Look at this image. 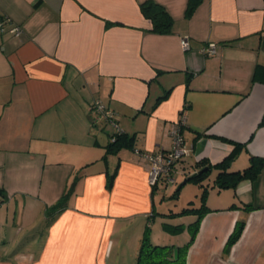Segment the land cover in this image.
Here are the masks:
<instances>
[{"label": "crops", "instance_id": "obj_1", "mask_svg": "<svg viewBox=\"0 0 264 264\" xmlns=\"http://www.w3.org/2000/svg\"><path fill=\"white\" fill-rule=\"evenodd\" d=\"M144 1L0 0V18L21 29L0 32V264H119L123 251L136 264L156 214L183 226L177 239L149 234L175 254L196 216L157 211L159 184L152 192L135 151L169 149L184 108L191 151L178 170L215 165L236 144L228 171L264 158V0H202L190 15L188 0H153L172 18L167 33L150 31ZM208 41L216 54L202 53ZM96 105L111 120L94 119ZM123 133L129 144L109 151ZM217 172L199 184L207 212L186 264H264V166L220 189ZM69 189L66 208L46 225V208Z\"/></svg>", "mask_w": 264, "mask_h": 264}, {"label": "trees", "instance_id": "obj_2", "mask_svg": "<svg viewBox=\"0 0 264 264\" xmlns=\"http://www.w3.org/2000/svg\"><path fill=\"white\" fill-rule=\"evenodd\" d=\"M202 0H188L187 5V15H190L194 8L200 4ZM140 12L142 15L151 21V29L150 31L156 33H167L170 31L172 18L166 11V9L159 3L153 0H145L140 4ZM163 98L160 97V99ZM124 144H129L127 141L126 135L118 134L116 140L114 142H110L108 144V150H116ZM240 150V145L236 144L231 152L220 162L215 165H211L210 163H205L200 161L197 163L198 170L190 174V172H186V177L188 181L196 182L201 185V182L204 181L211 173L212 169L218 170L214 184L217 188H227L234 187L235 183L245 177L252 178L260 171V169L264 166V158L250 156L249 165L237 171H228L227 168L230 165L231 160L235 159ZM206 169V170H204ZM114 174L111 175L113 179ZM158 185V184H157ZM157 185L150 187L151 191L157 187ZM110 186V184L108 185ZM202 186V185H201ZM180 188H176L174 194L171 197L176 198V193ZM71 189H69L66 193H63L60 198L50 207L46 208V225H48L54 217L59 214L62 210L66 208L67 197L69 195ZM207 188H202V192L200 195V205L198 207H183L178 212L169 213L168 215L171 217H180L183 215H195V220L190 224L192 230L191 235L188 242L182 246H178L176 249V253L173 254V248L169 245H157L153 244L149 238V224L146 226L144 233L142 235L140 241L139 251L136 257V264H186V252L188 246L194 239L196 229L199 225L201 217L204 213L207 212V207L204 203V197L206 196ZM0 196L2 197V201L6 198L4 190L0 187ZM153 215V211L148 214V218ZM243 223L240 222L234 228L232 233L230 234L226 245L225 250H229L231 245L236 241L239 237L242 230ZM162 227L165 231L170 233H179L183 226L181 224H169L163 223Z\"/></svg>", "mask_w": 264, "mask_h": 264}, {"label": "built area", "instance_id": "obj_3", "mask_svg": "<svg viewBox=\"0 0 264 264\" xmlns=\"http://www.w3.org/2000/svg\"><path fill=\"white\" fill-rule=\"evenodd\" d=\"M7 28V29H5ZM21 29L9 18H0V32H8L12 35H18ZM183 49H189V43L186 38L181 39ZM202 53L206 55H214L217 52V44L213 41H208L202 48ZM96 115L94 119H99L104 113L106 119L111 120V112L104 111L101 106H94ZM185 124V108L181 111L180 117L172 124L170 134L172 136V145L167 150H157L155 152L136 150L137 156L142 158L148 164L147 183L150 187L157 185L160 181L164 184L176 182L174 171L176 165L188 155V149L185 147V141L182 135V128ZM116 140L115 136L111 137V141Z\"/></svg>", "mask_w": 264, "mask_h": 264}, {"label": "rangeland", "instance_id": "obj_4", "mask_svg": "<svg viewBox=\"0 0 264 264\" xmlns=\"http://www.w3.org/2000/svg\"><path fill=\"white\" fill-rule=\"evenodd\" d=\"M188 145H190V144H188ZM188 145H187V147L190 150L191 148ZM186 172H188V170L183 171L182 169H180V170L176 169L174 171L176 182H173V183L170 182V183L164 184L163 182L160 181L158 183L159 186L154 190L155 204H156L158 212L159 211H165V212L168 211L169 212L170 209L174 210V212H177L183 207L184 208L185 207H195V206L199 205L200 195H201L202 190L200 189L199 184L196 182H192V181L186 182L184 185H182L180 187L179 191H177L176 198L171 197V195L174 194L177 186L185 179V177H186L185 173ZM74 179H75V177H74ZM74 179H72V182L70 185H72ZM208 182H209V180H207V183ZM210 187L211 186L209 185V189H211ZM4 193H5V191H4ZM28 211L29 210H26L25 213H27ZM3 215H4V213L0 217L2 220H4ZM22 216H23V214H22ZM24 216H26V215H24ZM184 216L187 217L189 215H183V217ZM148 221H149L150 226H152V228L149 230V234L151 237H153L157 233H163L164 235H166L165 231L163 230V227H162V221L163 220L159 219L158 214L155 215V220L150 219ZM2 223L3 222H1L0 224H2ZM2 231H3V228L0 225V233ZM184 231H185L184 233H186L187 230H184ZM9 232L11 234L15 232V228H14V226H12L11 222L9 225ZM23 232H24V226L22 227L21 233H16V234L19 237L20 235L23 234ZM181 235H183V232L172 235V237L173 238L176 237V239H177ZM167 236H169V235L167 234ZM155 244H162V243H155ZM122 260H123V264H135V258L133 259V258L129 257V255L126 254V252H124V251H123V254L121 256V260H120L119 264H122Z\"/></svg>", "mask_w": 264, "mask_h": 264}, {"label": "water", "instance_id": "obj_5", "mask_svg": "<svg viewBox=\"0 0 264 264\" xmlns=\"http://www.w3.org/2000/svg\"><path fill=\"white\" fill-rule=\"evenodd\" d=\"M114 136V135H113ZM112 137V136H111ZM112 142V141H111ZM206 170V169H204ZM187 182V179H184L178 186L177 188H180L183 184H185Z\"/></svg>", "mask_w": 264, "mask_h": 264}]
</instances>
